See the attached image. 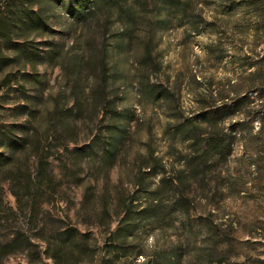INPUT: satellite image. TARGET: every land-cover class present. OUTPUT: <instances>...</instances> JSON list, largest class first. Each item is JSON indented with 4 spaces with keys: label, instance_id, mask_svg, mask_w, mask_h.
Listing matches in <instances>:
<instances>
[{
    "label": "rangeland",
    "instance_id": "374dc122",
    "mask_svg": "<svg viewBox=\"0 0 264 264\" xmlns=\"http://www.w3.org/2000/svg\"><path fill=\"white\" fill-rule=\"evenodd\" d=\"M0 151V264H264V0H0Z\"/></svg>",
    "mask_w": 264,
    "mask_h": 264
},
{
    "label": "trees",
    "instance_id": "16d2710c",
    "mask_svg": "<svg viewBox=\"0 0 264 264\" xmlns=\"http://www.w3.org/2000/svg\"><path fill=\"white\" fill-rule=\"evenodd\" d=\"M25 15V13L19 12L18 16H22ZM88 15V13H84L83 16L86 17ZM133 23H128L127 24V28H128V35H130L133 27H132ZM145 51L147 53H150V44H146L145 46ZM77 65L80 67L81 62L77 61ZM150 94H153L154 92L149 91ZM206 123L209 125H216L217 124V118L213 115L208 116L206 118ZM178 127H182L183 124L181 125H177ZM193 128V126H192ZM187 131L185 130H180V135L181 136H186ZM117 139L116 138H113ZM188 139L190 140L189 144L190 146H194L195 144H197L199 142V139L196 138L195 132H191L188 135ZM7 142L12 143H16V140H11L8 139ZM220 140L219 139H214L212 144L209 145L206 150L199 152V154L197 155L196 161L195 158L190 159V161H186V165L187 167H191L193 170H198L200 172H205L204 167L202 166L203 162L207 160V158L210 156L211 153H213V151L215 149H217L220 146ZM21 147V151H26L28 148L26 146V138L24 137L21 142L19 143V145ZM6 161H9L8 159V155H5L2 151H0V168H2L5 164ZM37 161L39 166L38 167H42L43 161H46V158L42 155V153H40V155L37 157ZM182 182V178L180 176L177 175V179L175 181L176 184H180ZM18 201H20V198H17ZM178 200V199H177ZM3 204L2 198L0 196V205ZM11 210V208H9ZM6 221V220H5ZM120 231V230H119ZM114 235V234H113ZM22 236H24V238L22 240L26 241L29 245L31 244L30 241L28 240V238L22 234ZM59 239L55 240V241H49L47 243H45V252H47L48 250H58V253L54 254V255H50V258H53V264H62L63 262H66L68 260L71 259V256H73L76 253H79L82 251V235L79 234V232L74 233L73 231L70 230H66L64 229L63 231H61V233H59ZM21 240L19 239V235H9L7 237H5V239L3 241H0V254H9L10 252H13L14 250H18L23 248L24 246L21 244ZM224 244V243H222ZM27 246V245H26ZM4 248H9L8 251H3ZM182 250L180 248V246H175L172 248V253H171V262L172 264H180L179 259L182 256ZM206 256L207 253L204 251H199L198 254L195 257V261L193 264H214L210 261L206 260ZM194 260V259H193ZM110 263H112V259L109 261ZM219 263L218 261H215V264Z\"/></svg>",
    "mask_w": 264,
    "mask_h": 264
}]
</instances>
